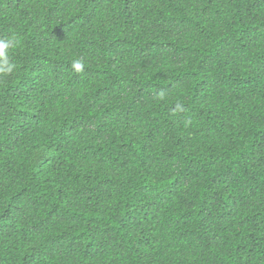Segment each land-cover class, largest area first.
I'll return each instance as SVG.
<instances>
[{
	"label": "trees",
	"instance_id": "1",
	"mask_svg": "<svg viewBox=\"0 0 264 264\" xmlns=\"http://www.w3.org/2000/svg\"><path fill=\"white\" fill-rule=\"evenodd\" d=\"M0 39V264H264V0H0Z\"/></svg>",
	"mask_w": 264,
	"mask_h": 264
},
{
	"label": "clouds",
	"instance_id": "2",
	"mask_svg": "<svg viewBox=\"0 0 264 264\" xmlns=\"http://www.w3.org/2000/svg\"><path fill=\"white\" fill-rule=\"evenodd\" d=\"M17 41L0 39V78L6 77L13 73L16 65L9 60V52L11 49L17 46ZM85 67L84 60L82 58L72 61V68L76 72H82ZM159 99H164V92L159 93ZM175 111H184V106L181 103H177Z\"/></svg>",
	"mask_w": 264,
	"mask_h": 264
}]
</instances>
